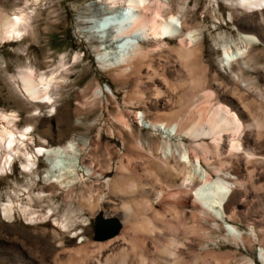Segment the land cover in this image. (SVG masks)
<instances>
[{"label":"rangeland","instance_id":"obj_1","mask_svg":"<svg viewBox=\"0 0 264 264\" xmlns=\"http://www.w3.org/2000/svg\"><path fill=\"white\" fill-rule=\"evenodd\" d=\"M26 1L25 6V0H7V3L0 0V6L3 4L8 11L14 7H27L34 33V41L27 35L23 41L17 39L0 45L1 69L13 74L20 65L35 60L45 64L48 73L57 69L61 61V74L68 78L62 87H55L49 93L52 101L48 105H52L53 110L37 106L38 110L33 113L36 122L28 130L30 142L26 141V149L45 147L57 138L54 120L58 118L56 112L63 111L66 114L63 123L68 129L65 137L75 139L78 147L81 140L89 141L87 155L90 158L78 155L79 163H84L79 167L90 166L101 174L97 179L85 181L77 190L91 186L99 190L100 196L88 199L84 192L86 198H83L81 211L76 218L72 217L68 230L60 231L53 223L54 217L28 224L21 215L16 214V219L10 222L0 215V264H23L15 259L13 252L9 257L4 254L1 244L7 241L30 247L31 257L43 258V264H119L122 259L126 264H136L129 244H136L137 236L146 238V244L152 241L141 218L149 217L158 223L160 218L169 219L174 215V208L185 217L191 216L193 252L188 258L194 259L193 264H243L247 260L261 264L258 256L260 251L264 254V11L256 13L231 8L223 0H188L180 12L184 15L181 21L185 20L189 27L197 30L194 43L200 44L201 48L189 58H180L176 51L178 40L168 41L164 48L154 47L146 39L141 42L148 50L143 64L134 66L126 75L102 69L97 54L98 36L93 33V27L109 10L106 0H37L35 4L33 0ZM171 1L173 5L179 2ZM247 29L256 40L245 49L248 64L243 60L246 66L241 65L239 72L233 62L229 69L226 68L221 63L222 49L242 47L241 37ZM110 31H104L103 38L109 39ZM201 89L208 95L206 101L199 98ZM217 103L232 110L242 125L236 135L240 150L229 153L228 135L222 136L219 152L206 138L188 141L187 137L181 136V142L185 148L194 149L190 160L197 159L200 169L209 178L219 177L232 184V193L221 213L222 220L241 232L238 242L227 235L222 221L194 202L191 190L199 186L197 180L192 182L190 189L182 185L178 192L172 189L171 192L166 185L152 178L146 161L134 155L137 150L133 138H140L143 152L151 148L155 152L162 145L160 132L139 127L135 115H145L149 122L176 123L180 132L195 121L194 111L213 108ZM0 110L16 113L18 128L25 126L32 117L10 99L9 90L1 79ZM121 117L127 127L118 124ZM45 121L53 124L49 135L42 132ZM174 137L172 135L169 142L172 147L176 144ZM165 162L161 154L156 155L151 166L161 167ZM121 167L131 168L130 171L135 172L132 174L136 175L132 177L135 180L121 182L124 188L118 191L110 184L126 174ZM42 168L43 164L39 162L34 171L38 174ZM31 179L38 184L34 189L37 193L43 186L41 175L24 173L20 161L15 160L11 171L0 172V203H6L8 193L12 195L24 190ZM154 188L162 191L154 194ZM25 192L19 200L28 203ZM78 193L72 196L76 199L72 198L73 201L58 194L49 205L56 209V214L64 213L68 203L71 209L78 210ZM41 210L42 207L34 209L38 212L34 214L35 218ZM97 218L116 219L118 233L111 239L94 241ZM155 222L152 224L160 226V222L159 225ZM182 239L177 244H187ZM125 251L127 256H124ZM181 252L188 256L186 249L181 248Z\"/></svg>","mask_w":264,"mask_h":264},{"label":"bare ground","instance_id":"obj_2","mask_svg":"<svg viewBox=\"0 0 264 264\" xmlns=\"http://www.w3.org/2000/svg\"><path fill=\"white\" fill-rule=\"evenodd\" d=\"M187 1L179 0L176 5H173L171 0H168V2H161L160 0H106L109 10L97 19L93 27V33L98 36L99 48L97 54L99 55L101 68L108 71H119L122 74L130 73L134 69V66L142 63L144 56L148 52L147 48L141 44L146 39H149L150 43H152L151 45L154 47H166L168 41L178 40L179 47L176 51L179 57L189 58L194 52H197L201 48L200 44L194 43V35L197 30L189 27L185 20L181 21L184 15H181L180 12L185 7ZM223 1L231 8L239 7L256 13L264 11V0ZM26 2L25 0V6ZM36 2L37 0H33V4ZM3 3H7V0H4ZM27 9V7H14L8 11L3 8V4L0 6V45L17 39L23 41L27 35L34 41V33H32L33 31L30 26L31 13L26 12ZM106 23L109 24V27L106 30L101 29L100 26ZM107 30H111L109 39L106 36V38H103L104 31L107 32ZM249 32L251 31L248 29L243 31L245 35L241 37L243 39L241 42L242 47H236L235 50L222 49L223 60L221 63L226 68L229 69V65L233 62L237 66L235 68L236 71L238 70L239 72L241 65L246 66L248 64V61L245 60V49L248 45L256 42ZM101 50L103 52L100 53ZM243 60L246 61V64ZM62 67L63 63L60 61L57 69L47 73L45 72L47 69L45 64L34 60L29 64L20 65L15 73L7 74L3 71V68L1 69L0 65V79L3 81L5 87L8 88L10 99L27 114H32V117L28 118L29 120L26 122V125L18 128V115L14 112L6 113L0 110V172L2 173L5 170L11 171L13 162L19 160L24 173L34 176L41 175L43 182V186H41L37 193L34 192L35 187H38L35 179H31V182L25 187L24 190L27 191L25 195L28 203H23L19 200L20 195L24 192L23 189L15 191L12 195L8 193L6 203H0V215L9 222L16 219V214L21 215L28 224L45 221L49 217H54L53 223L60 228V231L68 230L69 224L73 222L72 219L76 218L75 216H78V213H80L83 198L85 197L84 192L87 194L88 199L100 196L99 190L91 186H83L84 190L79 188L77 190V187H82L87 180L97 179L101 176L100 172H96L90 166L79 167V165L83 166L84 164L83 162L79 163L78 159L80 156L90 158L87 155V151L90 149L89 141L87 139L81 140L80 147H78L75 139H67L65 137L68 129L63 123L65 118H62L66 114H63L64 112L61 110L60 113L59 111L56 112L58 118L54 120L55 126L51 124L52 122L45 121L42 131L43 135H49V129L52 125L58 132L57 138L52 139L45 147H34L32 150L26 149V141L30 142L28 130L36 122V118H34L36 114L33 115V113L38 110L37 106L40 109L53 110V106L48 105L52 101L50 91L55 89V87H62L65 80L68 79L66 75L61 74ZM201 92H199L201 93L199 98L206 101L208 95L205 93V89H201ZM108 93L113 97L110 91ZM193 114L194 118H196L195 121L184 131L179 130L180 132H178V124L176 123L149 122L145 119V115L143 116L140 113L135 115V120L139 127L160 132L162 140L161 147L155 152L152 151V148L143 152L140 138H133L132 136L133 146L137 150L135 152L137 154H134L135 158L145 160L147 171L148 173L150 172L152 178H155L156 182L166 185V187L170 188V191L172 189L178 192L182 185L190 189L192 182L197 180L199 186L191 190L194 202L199 205L200 209L211 213L217 220L222 221L227 235L231 236L234 239H232L233 241L236 240L238 242L241 238V232L222 220L221 213L223 205L229 200L232 193V184L225 182L219 177L215 180L209 178L208 174L200 169L197 159L194 161L190 160V154L194 155L192 154L194 149L185 148L181 142L183 139H181V136L187 137L188 141L200 140L202 138L209 139L213 147L218 151L222 136L228 135L227 148L230 153L238 151L241 148L236 135L239 133L242 125L233 111L226 109L221 103H217L215 107L210 109H197ZM121 119L122 117L118 121V124L123 123L125 125V121L123 122ZM123 124L121 125L124 126ZM172 135L176 138V144L173 147L169 143L172 140ZM203 148L202 151H207ZM160 154L164 158V161H166L164 165L161 167L151 166L156 155ZM78 155L80 156L78 157ZM39 162L43 164V168L36 174L37 172L34 169ZM121 168L126 174L123 173L124 176L120 177L121 181L118 182L120 180L118 176V179L113 180L110 184L111 187L118 189V191L122 190L123 186L121 182L124 184L128 180L134 179L132 177L136 175L132 174L135 172L133 170L130 171L131 168L129 170ZM116 189L115 191H117ZM159 189L154 188L153 193L162 191ZM109 190L112 189L109 188ZM77 191H79L77 195L78 207L80 206L78 210L71 209L68 203L66 204L67 208L64 213L56 214V209L54 210L50 207L49 203L52 198L57 197L58 194H63L69 201H73L72 198L74 197L72 196ZM46 202L45 207L41 206L42 203ZM31 203H34V206ZM178 204L175 205L177 206ZM178 206L181 207V204ZM41 207L43 209L41 210L42 213H39L40 215H37L39 217L36 216L35 218L34 214L37 211L35 212L34 209ZM173 210H175V214L169 219L160 218L158 220L160 226L152 224V222L154 223L157 220L152 221L148 219L149 217L147 218L143 215L144 218H141V220L143 219L144 223L142 224H145L146 228L149 229L152 241L151 244H146V238L143 239L137 236L134 239L136 244L133 241V244H129L136 264H193L192 261L194 259L188 258L191 252H193L192 237L194 230L191 224V216L185 217L182 213L176 211L177 209L174 208ZM170 214H173V212ZM157 215H154L156 216L155 218H157ZM158 223L155 222V224ZM57 231L56 233H58ZM181 239L182 241L185 239L187 244H183V246L182 244H177L181 242ZM13 242L7 241L1 244L2 251L8 257L13 252L15 259L23 264L44 263L42 262L43 258L39 256L36 258L31 257L33 253H31L29 246L27 248V246L25 247L21 243L15 244ZM150 248L153 252L151 254L149 253ZM181 248L182 250H187V253H185L188 255L187 257L183 256L184 254L182 255ZM127 254L128 252L125 251L124 256H127ZM148 255L150 256L148 257ZM258 259L261 264H264L263 251H260ZM97 264L108 263L98 262ZM119 264H126L125 259H122ZM243 264L254 263L247 260Z\"/></svg>","mask_w":264,"mask_h":264},{"label":"water","instance_id":"obj_3","mask_svg":"<svg viewBox=\"0 0 264 264\" xmlns=\"http://www.w3.org/2000/svg\"><path fill=\"white\" fill-rule=\"evenodd\" d=\"M109 27V24L101 25V29H107ZM94 241H105L107 239H110L114 237L118 231H119V224L116 219L114 218H108V219H102L97 218L96 224L94 226Z\"/></svg>","mask_w":264,"mask_h":264}]
</instances>
